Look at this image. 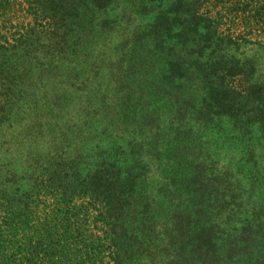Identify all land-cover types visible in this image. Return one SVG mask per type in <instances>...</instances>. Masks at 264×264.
I'll list each match as a JSON object with an SVG mask.
<instances>
[{
    "label": "trees",
    "instance_id": "obj_1",
    "mask_svg": "<svg viewBox=\"0 0 264 264\" xmlns=\"http://www.w3.org/2000/svg\"><path fill=\"white\" fill-rule=\"evenodd\" d=\"M22 3L0 29V264H255L264 233L226 196L244 189L204 174L222 138L232 169L255 158L264 82L227 52L242 40L188 0Z\"/></svg>",
    "mask_w": 264,
    "mask_h": 264
},
{
    "label": "rangeland",
    "instance_id": "obj_2",
    "mask_svg": "<svg viewBox=\"0 0 264 264\" xmlns=\"http://www.w3.org/2000/svg\"><path fill=\"white\" fill-rule=\"evenodd\" d=\"M125 1L115 0V10L111 11L110 16L120 15L127 7ZM188 3L191 8L199 7L202 4V12L204 15L211 17L215 25L216 22L219 23L225 34L233 35L235 39L242 40L239 49L231 48L232 50H227V52L232 55L235 54L237 57L254 58L257 64L252 83L264 82V0H188ZM24 8L25 5L22 0H0V29L6 30L11 25H17L18 20L28 21ZM249 137H251V134ZM255 137H257L256 149L252 141L253 148L256 150L255 158L252 159L246 156L244 163L247 162V165L244 168H241V170H239L240 168L232 169L235 166L232 154L234 150L233 142L225 141L222 138L223 148H216L215 150L216 164H209L210 166L208 165L205 168L204 174L206 175L207 172L213 173L210 181L212 189H216V183L221 184V186H225V183L230 186L239 185L242 187V191L244 189L246 195L241 198L243 206H240V202L237 200L238 197L232 195L231 189L226 195L228 204L235 202L240 209L248 212L250 217L246 220L247 230L254 232V234L258 232L259 236H262L264 233V124L258 122ZM212 161H215L214 158L208 160L210 163ZM200 196L201 192H199V198ZM212 200L215 203L214 209L216 210L203 217V222L206 221L208 224L204 223L202 226L210 231L213 229L217 248H220V251L225 254L221 260L223 263H227L229 256L234 252L228 250L226 235L229 231H227L228 227L225 225L226 218L217 213L216 198L213 197ZM233 220L239 222L244 220V217L241 215L235 216ZM195 240H198V237H195ZM220 240L225 243L222 244ZM253 245L251 244L250 247L254 249L255 246ZM254 263L264 264V249L261 258L254 261Z\"/></svg>",
    "mask_w": 264,
    "mask_h": 264
}]
</instances>
